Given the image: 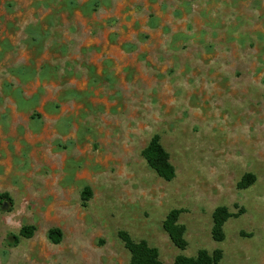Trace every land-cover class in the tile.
<instances>
[{
	"label": "rangeland",
	"instance_id": "rangeland-1",
	"mask_svg": "<svg viewBox=\"0 0 264 264\" xmlns=\"http://www.w3.org/2000/svg\"><path fill=\"white\" fill-rule=\"evenodd\" d=\"M154 135L169 182L142 157ZM1 193L0 264H128L120 231L163 264H264V0H0Z\"/></svg>",
	"mask_w": 264,
	"mask_h": 264
},
{
	"label": "trees",
	"instance_id": "trees-1",
	"mask_svg": "<svg viewBox=\"0 0 264 264\" xmlns=\"http://www.w3.org/2000/svg\"><path fill=\"white\" fill-rule=\"evenodd\" d=\"M142 157L144 158L147 166L152 169L159 178L166 182L174 179L175 169L170 163L169 154L160 143V139L157 135L152 136L147 146L143 149ZM253 182L254 177L250 174H246L240 180V186L247 187ZM89 197L90 190L89 188L84 187L81 194V200L87 201ZM11 207V197L7 193H1L0 211L9 212ZM179 214V210H171L166 215L162 227L168 235L171 243L177 249L184 250L187 245L184 239L185 229L178 223ZM229 217L230 213L226 207H218L214 210L211 229V236L214 241L222 242L224 240L223 226ZM34 231V226H22L17 235L9 236V240L12 245H16L20 238H31ZM118 236L123 242L124 247L129 252L130 259L128 264H163L158 259L157 250L148 246L145 241H134L125 231H120ZM47 237L52 244H58L61 240V232L57 228H52L48 231ZM220 259L221 251L216 250L213 255H210L205 249H200L197 251L195 257L178 255L174 260V264H219Z\"/></svg>",
	"mask_w": 264,
	"mask_h": 264
}]
</instances>
